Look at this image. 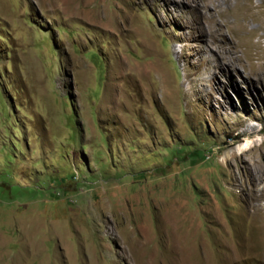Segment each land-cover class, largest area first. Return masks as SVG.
Returning a JSON list of instances; mask_svg holds the SVG:
<instances>
[{
  "label": "rangeland",
  "instance_id": "1",
  "mask_svg": "<svg viewBox=\"0 0 264 264\" xmlns=\"http://www.w3.org/2000/svg\"><path fill=\"white\" fill-rule=\"evenodd\" d=\"M82 2L0 0V264H264V26L226 0Z\"/></svg>",
  "mask_w": 264,
  "mask_h": 264
},
{
  "label": "bare ground",
  "instance_id": "2",
  "mask_svg": "<svg viewBox=\"0 0 264 264\" xmlns=\"http://www.w3.org/2000/svg\"><path fill=\"white\" fill-rule=\"evenodd\" d=\"M82 1L83 0H36V2L38 3V5L40 7L51 8V9H54V10L55 9H59L60 12H63L65 14H67V15L72 16V17L76 13L77 14L84 13V11H82V9L80 7L78 8V6H80L81 4L84 5ZM226 2L228 3V5L230 7V13L234 17V26L238 30L244 29L246 27V23L249 20H252V21L253 20H256L257 23L255 25V28L258 25L264 26V6L262 5L261 0H256L255 3H252L251 0H229V1L226 0ZM221 12L223 14V11H221ZM226 20H228V19L226 18ZM255 28L251 29L250 30V33L253 32L255 30ZM250 37H248L246 43H244V44H246V47L245 48L248 51V53L246 54L247 56L245 55V57L247 58L246 59L247 60V65L249 66L248 68L250 69V71L251 70L252 71H257L258 68L261 66V64L263 62V61L262 62L260 61V57L264 53V47L263 46L261 47L260 44H259V41H260L259 38H260V36H258L256 40H251ZM149 41H150V39H149ZM242 50H243V48H242ZM252 59H256V60L253 61ZM137 69H138L139 72H143V69L140 66H137ZM162 87H163V85H162ZM107 101L111 102V99L110 100L107 99ZM252 128H253L252 126H247V130H251ZM251 143H254V139L253 140L246 139L245 142H243L242 144H240L239 146H237V150L238 151L245 150V148H248V146ZM257 166H258V164H257ZM256 168L257 167L255 166V169L254 170H257ZM258 189H259L260 192L261 191H264V184L261 185ZM263 212H264V204H263L262 207H260V205H258L257 202H255V206H253V211H252V214H251V216L253 217V221H255V219L256 220L263 219L264 218ZM257 225H258V227L260 229H263L264 228V223L263 224L257 223ZM172 240H173V245H172L173 246V249L176 250L177 253H178V251L181 253V255H182L181 256L182 257V261H186V258H189L186 255V251L187 252H191L190 251L191 250L190 247L188 245H186V240H187L186 235L183 232H179V231L176 232L174 230V234H173ZM136 250H138V249H136ZM176 251H174V252H176Z\"/></svg>",
  "mask_w": 264,
  "mask_h": 264
}]
</instances>
